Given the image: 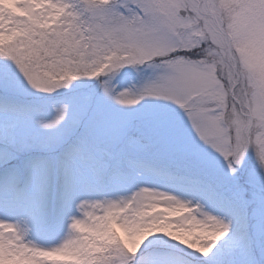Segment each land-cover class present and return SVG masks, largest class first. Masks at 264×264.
I'll return each mask as SVG.
<instances>
[{"label":"snow or ice","instance_id":"obj_1","mask_svg":"<svg viewBox=\"0 0 264 264\" xmlns=\"http://www.w3.org/2000/svg\"><path fill=\"white\" fill-rule=\"evenodd\" d=\"M0 61V264H264L230 219L264 207V0H0Z\"/></svg>","mask_w":264,"mask_h":264},{"label":"rangeland","instance_id":"obj_2","mask_svg":"<svg viewBox=\"0 0 264 264\" xmlns=\"http://www.w3.org/2000/svg\"><path fill=\"white\" fill-rule=\"evenodd\" d=\"M0 63H2V61H0ZM150 71L151 70H147V73L145 74L150 73ZM142 82L141 74L132 68L123 70L113 81L114 84H118L121 87L139 86ZM75 83L78 84L80 81L78 80ZM60 91L61 93H67L69 92V89H61ZM52 95L56 96L55 93ZM50 115H55L54 110L50 113ZM249 163H251V160ZM6 182L8 185V175L0 173V183L5 185ZM6 188L7 187H5V189ZM0 218H7L11 222H17L20 217L17 213L6 212L0 209ZM230 219H232L233 233L235 234L234 238L236 241L240 244H244L246 243L247 238L251 237L252 245L257 248V255H259L260 234L264 231V207L260 205L259 201L255 204L249 205L248 207H237L233 210ZM66 234L67 226L65 225L63 229L54 235L33 230L29 238L41 246L51 247L59 243L66 236ZM158 235L163 237L162 240L158 241V244L162 247L170 249L178 262H181L182 264V262H190L192 260V256L189 255L192 252L191 249H186L185 246L179 244V242L171 241L170 238L164 236V234ZM150 239H154V237ZM217 246L219 247V245ZM137 255H139V253H137ZM196 255L199 256L200 254L196 253Z\"/></svg>","mask_w":264,"mask_h":264}]
</instances>
